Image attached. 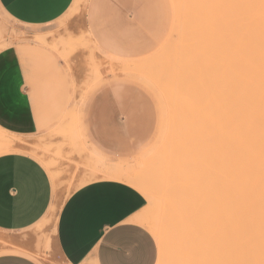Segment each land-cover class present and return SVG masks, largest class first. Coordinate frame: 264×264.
<instances>
[{
	"label": "crops",
	"instance_id": "1",
	"mask_svg": "<svg viewBox=\"0 0 264 264\" xmlns=\"http://www.w3.org/2000/svg\"><path fill=\"white\" fill-rule=\"evenodd\" d=\"M0 8L14 21L42 26L78 8V0H0ZM168 21L166 0H93L89 15L95 39L120 60H136L125 56L152 48ZM51 49L33 44L0 52V134L10 138L7 133L46 131L67 111L73 92L65 62L71 54L65 59ZM127 79L133 83L113 81L95 89L81 110L82 135L105 163L128 159L124 156L144 147L156 128L157 110L149 93L159 107L160 101L143 83ZM10 150L0 152V230L17 231L44 216L53 182L36 157ZM144 205V196L118 179L100 176L74 189L61 204L54 227L60 261L155 264L156 241L136 221ZM0 264L37 263L5 253Z\"/></svg>",
	"mask_w": 264,
	"mask_h": 264
},
{
	"label": "bare ground",
	"instance_id": "2",
	"mask_svg": "<svg viewBox=\"0 0 264 264\" xmlns=\"http://www.w3.org/2000/svg\"><path fill=\"white\" fill-rule=\"evenodd\" d=\"M185 6L190 30L177 28L162 43L161 76L146 70L151 61L121 64L166 113L165 139L142 162L148 170L141 186L174 195L158 200L172 215L143 223L160 244L157 264H184L197 241L205 247L216 239L250 242L235 251L264 254V0H188ZM13 143L0 134V152ZM183 205L191 215L180 213Z\"/></svg>",
	"mask_w": 264,
	"mask_h": 264
},
{
	"label": "rangeland",
	"instance_id": "3",
	"mask_svg": "<svg viewBox=\"0 0 264 264\" xmlns=\"http://www.w3.org/2000/svg\"><path fill=\"white\" fill-rule=\"evenodd\" d=\"M80 1L78 0V3ZM92 1L82 0L78 8L69 9L59 19L42 26L26 25L14 21L0 8V52L9 48L33 44L41 45L50 50L53 47L52 43L53 45L54 43L60 44L57 45L62 47L55 50L59 57L66 59L71 54L68 62L65 63L71 77L73 92L67 111L46 131L31 135L7 133L14 141V147L10 151L19 150L31 154L48 168L53 182V199L44 216L34 225L17 231L0 230V255L16 253L32 259L37 264H62L53 239L59 208L74 189L100 176L124 181L144 196L145 205L136 221L150 233V228L143 223L144 218L150 217L155 223H159L162 218H171V209L166 207L161 211V202L158 200L164 196L171 197L174 195L146 193L141 186L148 170L143 167L142 162L152 156L161 147L160 145L165 139L162 134L166 113L155 93L160 101L161 109L156 98L149 93L157 110V124L154 134L144 147L124 156L128 159H112L105 163L82 135L81 110L93 91L113 81L131 82L126 78L127 70L121 66L126 60L112 57L115 55L105 51L92 34L89 25ZM166 1L169 7V21L160 40L147 51L125 56V58L136 59L126 62L151 61L153 65L146 70L158 76H161V71L164 68L160 66L167 55V48H164L162 43L177 28H181L183 32H188L192 20L189 12L181 13L183 10L180 9V7H186L185 4L188 6V0ZM180 3H184V5L180 6ZM174 4L179 5V8ZM174 7L177 8L178 13L180 11L179 14L175 12ZM165 34H167L166 37ZM38 37L44 41H40ZM159 42L160 45L155 49ZM186 87L189 90L191 86ZM176 92L181 95L184 91L177 89ZM146 155L147 157H145ZM111 166H117L118 169H113ZM154 166L156 165L152 164L150 168H155ZM188 209V205H183L180 213L187 217L192 214ZM209 212L215 214L216 208L213 207ZM174 218L177 219L178 217L175 216ZM151 234L155 237L153 233ZM155 241L157 252H159L160 244L156 237ZM186 244L189 245V243ZM250 244V242H223L216 239L204 247L202 241H197L195 243L197 250L192 253L188 251V258H186L187 254L182 258H184V264H264V254L256 255L239 249L235 251L236 246L239 248ZM157 262L158 259H156L155 264Z\"/></svg>",
	"mask_w": 264,
	"mask_h": 264
},
{
	"label": "built area",
	"instance_id": "4",
	"mask_svg": "<svg viewBox=\"0 0 264 264\" xmlns=\"http://www.w3.org/2000/svg\"><path fill=\"white\" fill-rule=\"evenodd\" d=\"M62 264H66V263H62Z\"/></svg>",
	"mask_w": 264,
	"mask_h": 264
}]
</instances>
